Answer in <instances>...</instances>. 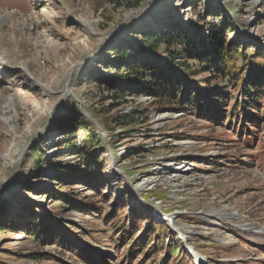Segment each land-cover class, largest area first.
I'll return each instance as SVG.
<instances>
[{
    "label": "rangeland",
    "instance_id": "obj_1",
    "mask_svg": "<svg viewBox=\"0 0 264 264\" xmlns=\"http://www.w3.org/2000/svg\"><path fill=\"white\" fill-rule=\"evenodd\" d=\"M137 1V10H115L106 0H0V226L8 225L0 227V264H90L84 255L95 264H194L173 232L177 244L150 246L145 255L136 248L150 234L149 219L169 229L152 207L173 217L199 264H264V97L246 112L258 121L239 115L228 125L240 81L222 80L201 64L185 63L186 79L228 96L214 122L140 95L115 99L87 75L114 73L95 60L116 58L108 50L120 41L122 49L134 44L144 52L141 26L158 32L169 5L178 26L202 30L217 22L204 16L207 0ZM211 1L230 19L227 39L238 40L251 66L264 67V0ZM181 48L159 46L154 61L166 64L165 51ZM257 48L263 58L252 57ZM243 65L238 57L236 68ZM131 113L132 125L119 126ZM87 127L104 150L98 189L60 173L83 164L65 143L82 144ZM112 211L115 221L132 223L129 234L117 235L105 220ZM224 211L234 217L216 224L213 214ZM38 217L61 225L76 240L72 249L34 237L29 229ZM184 253L189 259L180 260Z\"/></svg>",
    "mask_w": 264,
    "mask_h": 264
},
{
    "label": "trees",
    "instance_id": "obj_2",
    "mask_svg": "<svg viewBox=\"0 0 264 264\" xmlns=\"http://www.w3.org/2000/svg\"><path fill=\"white\" fill-rule=\"evenodd\" d=\"M162 1L165 6L171 2V0ZM106 2L115 10L124 6L122 0H106ZM139 5L137 0H132L127 2L124 7L128 10H137ZM211 5V0H207V3L205 2L204 16L205 18L217 19V22H205L202 30L178 26L179 24L171 19L174 15L171 6H167L168 11L165 12L167 22L158 25L160 27L158 32L145 31V27L140 25L143 28L140 36L142 43H144L143 45H145L144 52L141 53L139 49L142 48H135L134 44H128L125 49H122L123 42L120 41L116 46L108 50L115 54L116 58L110 59L108 56H103L97 57L95 60V63L103 66L106 70H114V73L109 74L99 70H90L87 75H92L94 78L91 80L105 85L115 99L119 100L126 96L140 95L141 97L154 100L158 105L175 109L174 111H180L199 119L214 122L218 119L217 115L220 114V117H222L223 112L218 109L226 108L228 96L225 90L220 88L205 92L204 88L186 79L184 74L189 69V66L185 63L201 64L204 66V71H214L215 74L222 77V80L230 79L232 83L240 81L234 92L237 98L228 111L227 120L229 121L227 124L230 125V120L237 121L239 115L246 123L258 121L257 117L246 112L253 107L255 108L259 98L264 97V67L251 66L248 63L250 56L247 57L243 46L238 44V40L227 39L226 34L231 31L230 19L224 13H219ZM174 44H179L182 48L177 53L165 51L168 63L160 64L158 60L154 61V59H157L159 46L165 47ZM254 51L252 57L263 58L260 49L257 48ZM180 57H184L186 60L183 64L174 66L172 64L173 61ZM238 57L244 63L241 69L236 68ZM244 67H246V70H244ZM121 71H124V74H121ZM242 73L243 76L241 77ZM240 111H242V114ZM133 115L134 113L122 115L120 118H124L125 121L118 125L122 128L130 127ZM82 131V144L76 145L75 143L66 142L65 146L77 151L76 153L81 156L83 164L76 170L68 166L61 167L60 173L67 176L68 179L74 177L82 181L83 185L95 186L98 189L100 187L98 184L100 182L99 175L102 174L104 157L101 139L95 134L93 129L91 130L87 127L82 128ZM38 150L39 148L34 147L31 152L36 154ZM103 179H105V176H103ZM58 197L62 196L59 195ZM140 213L138 210L136 213L133 212V215L137 217ZM104 217L107 222L111 221V226L117 235L123 237V234H129L128 230L132 223L127 226L122 224L120 220L115 221L117 217L116 211L108 212ZM36 223H38L37 228L34 225L33 230L29 229V232H35L33 236L35 237L37 234V238L40 239L42 244L49 243L68 251L72 249L76 240L73 237L66 236L64 231H62L64 229H62L61 225L54 222L45 224L44 217H38ZM147 224L150 225L148 227L150 234L140 239L139 242L141 243L136 246L143 253L150 246L159 251L169 240L177 244V240L171 236L167 227L162 224H156L151 219H149ZM0 227L8 228V225L1 224ZM29 227H31V224L27 228ZM152 244H154V247H152ZM173 250L179 255V247L173 246ZM184 254L182 258L180 257V260L189 259L187 253ZM84 258H87L90 264H95L93 260H88L89 256L84 255Z\"/></svg>",
    "mask_w": 264,
    "mask_h": 264
},
{
    "label": "bare ground",
    "instance_id": "obj_3",
    "mask_svg": "<svg viewBox=\"0 0 264 264\" xmlns=\"http://www.w3.org/2000/svg\"><path fill=\"white\" fill-rule=\"evenodd\" d=\"M36 53V52H35ZM176 165V164H175ZM174 170L175 171H179L177 168H174ZM177 177V176H176ZM134 192H136V191H134ZM151 212H156V214L155 215H157V216H159V214L158 213H160V215H162L163 217H166L168 220H167V224L169 225V226H171V227H173V226H176V229L177 230H182V229H180V227L179 226H177V225H174L173 223H172V221H173V217L171 216V215H169V214H166V215H164L163 214V211H162V209L161 208H151ZM162 212V213H161ZM213 213V212H212ZM209 214H206L204 217H205V219H206V217L208 216ZM214 215V219H215V223L216 224H220L221 222H223V221H225V220H227V219H230V218H233L234 217V215H232L231 213L230 214H227L226 213V211H224V212H221V213H214L213 214ZM257 232V231H256ZM181 243L183 244V245H185V246H189V245H186L187 244V241L186 242H184V240H185V237L183 236V234L181 233ZM191 247V246H190ZM194 251V250H193ZM195 252V251H194Z\"/></svg>",
    "mask_w": 264,
    "mask_h": 264
}]
</instances>
